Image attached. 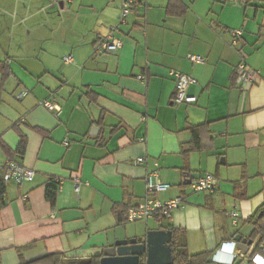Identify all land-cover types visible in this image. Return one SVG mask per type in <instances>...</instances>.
Here are the masks:
<instances>
[{"label":"crops","instance_id":"0c3cea01","mask_svg":"<svg viewBox=\"0 0 264 264\" xmlns=\"http://www.w3.org/2000/svg\"><path fill=\"white\" fill-rule=\"evenodd\" d=\"M171 1L139 2L121 25L120 0H0V62L10 72L0 73V164L13 159L35 171L0 195V264L102 256L117 240L169 227L190 256L205 254L202 264L264 256L250 220L264 206V0ZM112 28L124 45L99 54ZM242 56L251 86L236 81ZM171 71L196 79L188 90L195 102H174ZM204 124L196 146L192 129ZM22 140L24 153L9 157L4 146L16 152ZM155 162L171 188L154 199L181 197L183 206L160 222L130 223ZM205 174L214 192H193L191 181ZM238 235L252 241L247 254Z\"/></svg>","mask_w":264,"mask_h":264},{"label":"built area","instance_id":"2783aa9c","mask_svg":"<svg viewBox=\"0 0 264 264\" xmlns=\"http://www.w3.org/2000/svg\"><path fill=\"white\" fill-rule=\"evenodd\" d=\"M57 3H62L63 5L68 2V0H55ZM121 1V17H120V24L124 25L127 22L128 17L133 13L134 7L144 0H120ZM242 0H227L229 3H239ZM117 28H112L110 35L102 41L97 49L99 54H106L117 51L121 49L124 45L123 41L119 38L114 36V32ZM235 38H238L243 35L242 31H235L233 33ZM188 59L197 64H203L205 62V58L199 55L190 54ZM66 63H71L72 58L71 56L65 57ZM171 75L174 76L175 83H176V91L174 95V102L178 105L193 103L196 101L195 97L189 95L188 90L191 85L195 84L197 81L195 78L186 75L181 72L171 71ZM140 80L145 81L146 76H140ZM254 80V72L248 65L245 56H242V60L236 68V81L241 86H251ZM28 94V91H24L20 97H24ZM46 106L50 110H54L55 107L50 103H46ZM136 164H144L145 159L140 157L135 160ZM155 169L149 172L146 176V190L147 196L146 199L141 202L139 205L131 207L128 209V222L135 223L138 221L147 222L153 218L158 213L168 214L170 211L179 209L183 206V199L181 197L175 198L170 201L162 202L159 200L154 199V195L165 193L170 188L171 185L163 182L160 177L159 173V163L155 162L154 164ZM0 168L5 170L4 180L6 183L10 181H15L17 183L22 182H31L35 178V171L24 167L22 164L14 162L12 160H8L3 164H0ZM214 176L211 174H205L201 177L195 178L190 183V187L193 192L195 193H202V192H214ZM76 191L79 192L81 183L76 178ZM56 183H60L59 180ZM231 216L234 218V222L237 223L239 214L238 212H232ZM264 252V248H263ZM259 255V254H257ZM252 257V263L254 264V258L257 256ZM262 259L264 256L259 255Z\"/></svg>","mask_w":264,"mask_h":264},{"label":"trees","instance_id":"16d2710c","mask_svg":"<svg viewBox=\"0 0 264 264\" xmlns=\"http://www.w3.org/2000/svg\"><path fill=\"white\" fill-rule=\"evenodd\" d=\"M178 0H172L171 3ZM170 3V5H172ZM170 8V6H169ZM0 73L2 74L3 78H6L9 76V67L6 62H0ZM87 95H90L89 93ZM206 127V125H200L197 127H194L192 129L193 133V141L194 145H198L199 136L200 133L203 131V129ZM195 147H190L189 149L185 150L186 156H188L192 150H194ZM26 149V142L25 140H22L18 150L16 152H13L9 150L7 147L4 146V150L9 155V157L13 158L16 155H22ZM13 161V159H10ZM6 189V182L4 180V177H0V195L3 196ZM56 190L49 189L48 191V199L54 203L56 199ZM264 212V206L260 207L253 215L252 223L255 227L254 232L252 234V238L255 239L258 236H262L264 238V216L260 217V213ZM122 213V212H121ZM121 213L119 214L118 223L124 222L125 217L122 216ZM167 215L158 213L155 215V218L158 219V221L166 220ZM168 231L173 232V239H172V252H173V264H202V262H205V254H200L196 256H190L187 250V243L186 240L181 237V231L174 230L171 227L167 229ZM102 256H94V257H68L62 254H53L48 255L44 258L38 259L33 262L29 263H23V264H100V259ZM212 264V263H208Z\"/></svg>","mask_w":264,"mask_h":264},{"label":"water","instance_id":"95a60500","mask_svg":"<svg viewBox=\"0 0 264 264\" xmlns=\"http://www.w3.org/2000/svg\"><path fill=\"white\" fill-rule=\"evenodd\" d=\"M60 5H63L60 3ZM264 212L260 213V217ZM173 232L149 230L141 238L120 239L103 250L100 264H173ZM238 247L247 254L252 241L235 237Z\"/></svg>","mask_w":264,"mask_h":264},{"label":"clouds","instance_id":"9594fccd","mask_svg":"<svg viewBox=\"0 0 264 264\" xmlns=\"http://www.w3.org/2000/svg\"><path fill=\"white\" fill-rule=\"evenodd\" d=\"M233 247H235L234 244H233ZM213 259L215 260V256L213 257ZM254 264H264V259H262L259 255H257L254 258Z\"/></svg>","mask_w":264,"mask_h":264}]
</instances>
